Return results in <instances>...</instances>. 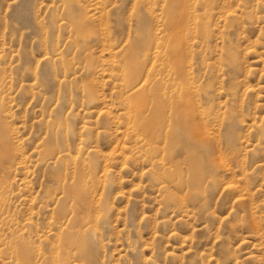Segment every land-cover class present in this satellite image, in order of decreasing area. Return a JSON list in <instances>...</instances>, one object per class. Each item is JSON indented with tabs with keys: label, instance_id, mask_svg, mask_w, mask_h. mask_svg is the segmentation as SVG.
<instances>
[{
	"label": "rangeland",
	"instance_id": "1",
	"mask_svg": "<svg viewBox=\"0 0 264 264\" xmlns=\"http://www.w3.org/2000/svg\"><path fill=\"white\" fill-rule=\"evenodd\" d=\"M0 264H264V0H0Z\"/></svg>",
	"mask_w": 264,
	"mask_h": 264
},
{
	"label": "bare ground",
	"instance_id": "2",
	"mask_svg": "<svg viewBox=\"0 0 264 264\" xmlns=\"http://www.w3.org/2000/svg\"><path fill=\"white\" fill-rule=\"evenodd\" d=\"M182 40H184V38L181 39V36L179 35V33H177V31H175V29H171L170 32L167 33V37H166V43H168L169 46V53H168V58L171 59V61L174 62L175 64V71L177 73V75H182V59L184 57V54H186V50L183 48H180L181 42ZM153 41V40H152ZM157 45V44H156ZM155 45V46H156ZM112 53V52H111ZM157 60V59H156ZM156 62V61H155ZM155 64V63H154ZM163 70V69H162ZM130 72V71H129ZM174 102V100H173ZM175 104V103H174ZM178 106V105H176ZM181 106V105H180ZM179 106V108H180ZM189 106V105H188ZM165 111V110H164ZM163 112V111H162ZM161 112V114H162ZM165 113V112H164ZM157 114V112H156ZM160 114V112H159ZM161 114L159 116H161ZM179 115V114H178ZM191 116V114H190ZM180 118V116H179ZM160 119V118H158ZM162 119V118H161ZM160 119V121H161ZM130 121V120H129ZM159 121V120H157ZM159 121V122H160ZM184 125V124H183ZM187 126V125H185ZM184 126L183 129H185L186 127ZM160 127V126H159ZM185 132V131H184ZM187 133V130H186ZM191 138V137H190ZM189 138V139H190ZM190 149V148H189Z\"/></svg>",
	"mask_w": 264,
	"mask_h": 264
}]
</instances>
